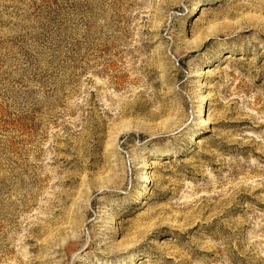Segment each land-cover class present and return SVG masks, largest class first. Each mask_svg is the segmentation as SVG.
Here are the masks:
<instances>
[{"label":"rangeland","instance_id":"1","mask_svg":"<svg viewBox=\"0 0 264 264\" xmlns=\"http://www.w3.org/2000/svg\"><path fill=\"white\" fill-rule=\"evenodd\" d=\"M0 264H264V0H0Z\"/></svg>","mask_w":264,"mask_h":264},{"label":"bare ground","instance_id":"2","mask_svg":"<svg viewBox=\"0 0 264 264\" xmlns=\"http://www.w3.org/2000/svg\"><path fill=\"white\" fill-rule=\"evenodd\" d=\"M201 111H203V110H201Z\"/></svg>","mask_w":264,"mask_h":264}]
</instances>
